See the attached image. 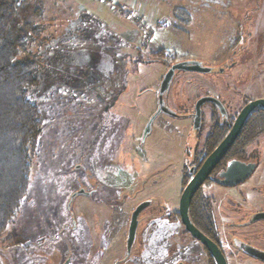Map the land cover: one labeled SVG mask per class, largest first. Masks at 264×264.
Segmentation results:
<instances>
[{
	"label": "rangeland",
	"instance_id": "374dc122",
	"mask_svg": "<svg viewBox=\"0 0 264 264\" xmlns=\"http://www.w3.org/2000/svg\"><path fill=\"white\" fill-rule=\"evenodd\" d=\"M39 1L45 8L39 20L43 31L29 53L40 62V84L32 99L42 111L44 130L33 155L29 194L0 236V264H62L72 255L71 264H78V257L82 264H118L132 213L153 194L164 201L160 208L165 214L158 213L153 237L166 243L174 235L173 241L188 242L181 223L167 216L170 207L177 209L183 169L194 158L195 104L204 96L218 97L236 114L247 101L264 96V0H132V10L131 0H112L114 7L107 5L111 10L98 1L79 0L103 5L107 20L115 24L109 26L80 13L71 4L76 0ZM121 6L141 14L144 23L123 14L115 18ZM176 8L190 14V25L174 19ZM159 51L164 55L156 57ZM177 63L210 72L177 71L163 96L164 111L160 86ZM212 111L209 105L202 109L201 143L210 132ZM255 151L263 168L264 135L247 154ZM92 161H110L104 172L98 171L109 190L98 186L92 198L73 194L82 187L78 181L87 185L89 172H63L74 163ZM139 188L144 190L138 195ZM229 192L234 191L214 184L203 189L214 200L227 241L228 225L241 218L224 201ZM149 212L140 217L141 228L151 224ZM141 228L140 257L119 264H164L147 248L150 244H142L150 242L151 234ZM82 234L94 244H78ZM85 250L94 260L86 262ZM240 264L259 263L242 259Z\"/></svg>",
	"mask_w": 264,
	"mask_h": 264
},
{
	"label": "flooded vegetation",
	"instance_id": "af4514ba",
	"mask_svg": "<svg viewBox=\"0 0 264 264\" xmlns=\"http://www.w3.org/2000/svg\"><path fill=\"white\" fill-rule=\"evenodd\" d=\"M177 72V71H176ZM162 84V83H161ZM161 87V86H160ZM165 94V93H164ZM161 96V107L166 111V106L165 103L163 102V96ZM218 99V97H215ZM258 99H264V96ZM256 99V100H258ZM219 100V99H218ZM255 100H250L245 103V106ZM197 103V102H196ZM222 103V102H221ZM223 104V103H222ZM196 105V104H195ZM209 105L213 109V113L210 118V123H211V128L209 134L205 137L203 142L201 143V132L203 131L202 127V118L200 122V128L195 129L194 127V121H195V114H194V120H193V130L196 132V137H197V144H196V149L194 151V158L190 162V166L188 163L185 165L183 169V176H182V193L181 196L178 200L177 204V209L176 210H171L172 207L169 208V214L167 216L168 219L172 220L171 217H173V220L179 221L181 225L184 228V231L190 240L188 242H176L173 241L174 238H176L174 235H170L167 238L166 243L165 242H160L158 239H156V235L153 237L154 233L157 232V224H158V213L160 215L165 216L164 213L161 211V206L164 205V201L161 200L160 197L158 196H151L150 198L145 199L141 203L137 204L135 207L132 216L134 212L137 210V208L142 205L146 204L145 208L141 211V213L138 216V228H137V233H136V239L132 244H129L128 242V235H129V230L127 233V238L124 243V252L125 255L119 259L117 262L119 263H128L130 260L136 261L140 256V243L138 241V235H139V230L142 221H140V217L143 216V214L149 212V216H151V224L146 227H143L141 229H144L151 234V240L149 242L148 239H145L142 244H150L147 246L149 250L154 252L156 256L158 257V261L164 263V264H217L216 260L214 257L211 255L207 247L202 243L201 241L195 239L185 228V226L182 224L181 217L179 214V209H180V201L182 194L187 187V185L191 182L193 177L196 175V173L199 171V169L202 167L204 161L207 159V157L216 149V147L225 139V137L228 135V133L231 131L237 116L241 112V110L245 107H243L239 113L236 114H230L228 112L227 107L223 104L225 108V112L222 113L216 106L212 104H206ZM205 106V105H204ZM202 107V109L204 108ZM260 113H264V110L257 109L254 111L246 121V123L253 117H256L257 115H260ZM231 118H233V122H231ZM245 123V125H246ZM244 125V127H245ZM243 127V129H244ZM242 129V131H243ZM241 131V133H242ZM220 132L221 135H218L220 138L223 136V138L220 140V142L214 147L209 149L208 148V142L210 137H212L215 133ZM240 133V135H241ZM239 135V137H240ZM264 135V132L259 133L257 137L254 138V140L247 146H245L242 150V154L237 155L234 158H231L230 152L234 148L237 140L235 143L232 145L228 153L225 155V157L222 159V161L218 164L216 169L212 172L211 176L207 179V181L200 187V189L197 191V193L194 195V198L190 204L189 208V217L194 226L201 231L205 236H207L210 240H212L217 247L220 249L222 252V255L226 261V264H240L242 259H251L253 261L258 262L259 264H264V243H261L260 238L264 239V167L262 168V160L258 154V152H252L247 154V149L254 143L256 142L259 138H261ZM135 140V138H133ZM138 147V146H137ZM140 147V145H139ZM210 151V152H209ZM241 151V150H240ZM140 154H143L141 151ZM238 157H242L244 159L239 160ZM232 160H237L244 162L246 164H255V169L251 173L250 177L245 180L244 182L235 185L233 187H225L222 185H219L215 183L212 179L215 177H219L220 173L223 172L226 169L227 164L232 161ZM79 162V161H78ZM110 164H97L95 162H90L84 166L74 163L69 170L64 171V175H73L75 171H79V169H87L89 173L90 179L87 182V185H85L82 182L78 181V185L82 186L81 188H78L77 190L74 189L73 194H78L81 191H84L83 195L92 198L93 196L96 195L95 190L97 187H101L104 191L109 190L108 188V183L107 181H104L101 179V177L98 175V171L100 170L101 172H104V170L107 168L106 165ZM262 169V170H261ZM262 173V176H257L256 174ZM104 179V178H103ZM148 180L146 179L145 183ZM209 184H214L215 186L219 187L220 189H225L228 191H234V192H229L225 193L226 198L224 201L228 206L233 208V212L238 214L241 218L238 221L230 222L228 225V228L231 230L227 233V240H224V235L220 231L219 228V223L218 219L215 214L214 210V200L213 198H210L206 196L203 193V189L209 185ZM241 189V190H240ZM144 188L142 189H135L136 194H140ZM224 194V193H223ZM254 194V198H251V195ZM132 198V196H131ZM130 198V199H131ZM128 199V198H127ZM198 200H202L206 202V208L210 211L211 215V220H206V222L199 221V219L195 220L191 217V208L194 207L195 203ZM127 202V201H126ZM124 202V203H126ZM172 212V213H171ZM131 216V219H132ZM157 219V220H156ZM234 219V217H233ZM149 220V219H148ZM172 220V221H173ZM141 222V223H140ZM131 223V220H130ZM105 227V225H104ZM130 228V224H129ZM240 233L242 235L240 240H236L234 237V234ZM104 238L106 239L107 235V229L105 227L103 231ZM88 235H83L82 234V239L78 238L77 243L78 244H84L85 240H90L91 238ZM226 237V236H225ZM155 238V239H154ZM154 239V240H153ZM103 242V241H102ZM105 243V241H104ZM88 244H94L91 243V241L88 242ZM166 244V245H162ZM182 244V245H181ZM226 244H229V248H232L231 251H228ZM190 246H195L193 249H191ZM104 248L103 244H99V249L102 252V249ZM87 254V250H85ZM99 253V252H98ZM84 254L82 257H85L86 262L89 260H94V256L92 258L90 257L89 254ZM101 255V254H99ZM263 256V257H262ZM98 258V256H97ZM78 259V264H82L84 259L81 257L77 258ZM68 261V262H67ZM72 261L74 262V257L68 256L62 264H71ZM154 261V259H152ZM67 262V263H66Z\"/></svg>",
	"mask_w": 264,
	"mask_h": 264
},
{
	"label": "trees",
	"instance_id": "16d2710c",
	"mask_svg": "<svg viewBox=\"0 0 264 264\" xmlns=\"http://www.w3.org/2000/svg\"><path fill=\"white\" fill-rule=\"evenodd\" d=\"M44 12L39 0H0V236L13 224L29 194L33 155L44 130L42 111L32 99L40 84V62L29 53L43 31L39 20ZM122 16L129 18L130 14L124 11ZM173 16L185 25L192 22L182 8H176ZM163 55V51L156 53V57ZM262 132L264 113L246 123L229 156L242 154L243 148ZM217 134L221 135L217 132L210 137L209 149L223 138ZM191 217L211 220L206 202L198 200L191 208Z\"/></svg>",
	"mask_w": 264,
	"mask_h": 264
},
{
	"label": "water",
	"instance_id": "95a60500",
	"mask_svg": "<svg viewBox=\"0 0 264 264\" xmlns=\"http://www.w3.org/2000/svg\"><path fill=\"white\" fill-rule=\"evenodd\" d=\"M179 70L196 73L210 72L209 68H205L200 65H187L184 63H177L169 69V72L162 81L161 96L167 92L170 81L173 79L176 71ZM206 104H212L216 106L222 113L225 112L223 104L217 98L212 96H204L200 98L195 105L194 127L196 130L200 128L202 107ZM257 109L264 110V99L252 101L241 110V112L236 118V121L231 131L228 133L225 139L216 147V149L207 157L202 167L199 169V171L193 177L191 182L185 188L181 197L179 214L181 217L182 224L195 239L204 243L211 255L216 260L217 264H226V261L217 245L207 236H205L201 231H199L190 220V204L194 198V195L211 176L212 172L216 169L218 164L222 161V159L228 153L232 145L235 143L249 116ZM254 169L255 164H246L241 161L232 160L227 164L226 169L220 173L219 177H215L212 180L219 185L225 187H233L247 180L250 177L251 173L254 171ZM83 193L84 191L79 192V194ZM145 206L146 204L140 205L132 216L128 235L129 244H132L136 239V233L138 228V216L141 211L145 208Z\"/></svg>",
	"mask_w": 264,
	"mask_h": 264
},
{
	"label": "crops",
	"instance_id": "0c3cea01",
	"mask_svg": "<svg viewBox=\"0 0 264 264\" xmlns=\"http://www.w3.org/2000/svg\"><path fill=\"white\" fill-rule=\"evenodd\" d=\"M76 1H74V3H71V4L74 5V6H76V7H78L81 10L80 13H82L83 15H86V16H94L95 18L101 20L107 26H109V25H115V24H111L109 22V20H107L109 17L105 16V14L103 13V8L102 7H104V6H106L108 9L111 10V8H109L107 5H104V6L101 5V4L99 6H97L95 4H89V5H87V4H83L79 0H76ZM114 15L117 16L115 18L120 19L118 17V15H116V14H114ZM103 16H105V17H103Z\"/></svg>",
	"mask_w": 264,
	"mask_h": 264
},
{
	"label": "built area",
	"instance_id": "2783aa9c",
	"mask_svg": "<svg viewBox=\"0 0 264 264\" xmlns=\"http://www.w3.org/2000/svg\"><path fill=\"white\" fill-rule=\"evenodd\" d=\"M92 1H98V2H100V3H102V4H104V5H108V6H110V7H114V3L112 2V0H92ZM132 2V0L129 2L130 3V7H131V10H132V8H133V4L131 3ZM128 8V7H127ZM116 11H117V15L118 16H121L123 13H124V11H127V12H129V14H130V16H129V18L130 19H132L133 21H135V22H138V23H144V21H143V19H142V16H141V14H139V13H137V12H131L132 13V15H131V13H130V11H128V9H126V8H124V9H116ZM144 27H145V30H148V28H147V26H143L142 25V29H144ZM144 30V31H145ZM149 35L150 34H148L147 32H146V36L147 37H149Z\"/></svg>",
	"mask_w": 264,
	"mask_h": 264
}]
</instances>
